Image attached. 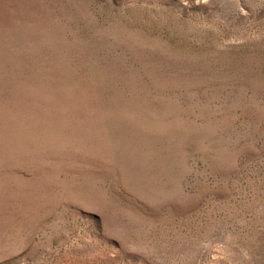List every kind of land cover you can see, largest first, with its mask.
I'll list each match as a JSON object with an SVG mask.
<instances>
[{
    "label": "rangeland",
    "instance_id": "rangeland-1",
    "mask_svg": "<svg viewBox=\"0 0 264 264\" xmlns=\"http://www.w3.org/2000/svg\"><path fill=\"white\" fill-rule=\"evenodd\" d=\"M0 264H264V0H0Z\"/></svg>",
    "mask_w": 264,
    "mask_h": 264
}]
</instances>
